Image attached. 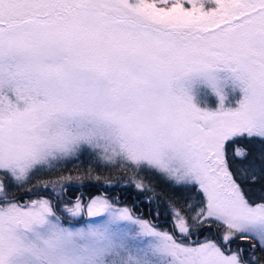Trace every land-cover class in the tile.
I'll list each match as a JSON object with an SVG mask.
<instances>
[{"label": "snow or ice", "instance_id": "snow-or-ice-1", "mask_svg": "<svg viewBox=\"0 0 264 264\" xmlns=\"http://www.w3.org/2000/svg\"><path fill=\"white\" fill-rule=\"evenodd\" d=\"M0 264H264V0H0Z\"/></svg>", "mask_w": 264, "mask_h": 264}, {"label": "trees", "instance_id": "trees-1", "mask_svg": "<svg viewBox=\"0 0 264 264\" xmlns=\"http://www.w3.org/2000/svg\"><path fill=\"white\" fill-rule=\"evenodd\" d=\"M89 163H93V166L96 167L95 163L93 161H90V160H84L83 166L84 167H87V165ZM72 168H73V165L72 164H69L67 166V168L64 170V174H66V172L68 170H71ZM97 171H99L102 176L115 175V173H109V172H106V171H102L100 168H97ZM58 174H60V173H53L52 175L53 176H56ZM147 179H149V180L153 181L154 183H156L160 187V190L161 191H166L163 188V185L161 184V182L158 180V178L149 176V177H147ZM75 187L76 188H79L80 186L76 185ZM81 190L84 191V192H86V193H88V194H90V195H97V194H100V192L103 191V188H102V186H97L96 185V186H93V187H85V188H83ZM77 194H79V193H77ZM25 199L27 200L28 197H25ZM122 200H123L124 204H127L128 206H132L133 205L134 197L133 196H127V195H125V196L122 197ZM139 211L141 213L146 212V210L144 209L143 205L140 206V210Z\"/></svg>", "mask_w": 264, "mask_h": 264}, {"label": "rangeland", "instance_id": "rangeland-1", "mask_svg": "<svg viewBox=\"0 0 264 264\" xmlns=\"http://www.w3.org/2000/svg\"><path fill=\"white\" fill-rule=\"evenodd\" d=\"M86 184H88V182H85ZM79 186V185H78ZM97 186H101V185H97ZM87 219V218H86Z\"/></svg>", "mask_w": 264, "mask_h": 264}]
</instances>
